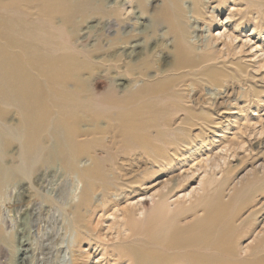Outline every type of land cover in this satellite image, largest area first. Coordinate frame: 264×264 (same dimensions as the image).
<instances>
[{
	"label": "bare ground",
	"instance_id": "1",
	"mask_svg": "<svg viewBox=\"0 0 264 264\" xmlns=\"http://www.w3.org/2000/svg\"><path fill=\"white\" fill-rule=\"evenodd\" d=\"M151 1L0 0V193L17 181L44 190L48 176H73L81 186L69 206L76 242L98 245L108 263L264 264V161L233 185L206 170L188 192L195 171L157 182L231 113L186 95L189 80L219 87L236 65L230 34L198 44L201 24L212 32L227 0H160L153 11ZM243 1L262 22L264 0ZM31 31L40 45L25 38ZM223 36L227 47L218 49ZM218 156L203 162L217 166ZM138 192L152 206L140 199L110 213L116 236L93 225V214ZM23 206L29 214L30 200Z\"/></svg>",
	"mask_w": 264,
	"mask_h": 264
},
{
	"label": "rangeland",
	"instance_id": "2",
	"mask_svg": "<svg viewBox=\"0 0 264 264\" xmlns=\"http://www.w3.org/2000/svg\"><path fill=\"white\" fill-rule=\"evenodd\" d=\"M151 4L150 10L153 11L154 6L159 7L161 3L160 0H155L151 1ZM216 4L217 2H212L209 10ZM248 9L249 6L243 0H227L224 9L216 14L219 17V24L212 27V32L207 23L201 24L202 30L197 32L200 46H205L211 38L219 36L220 33L226 36L230 34L236 38L232 47L236 65L229 71H224L228 77L222 78L219 87L206 81L197 84V79L189 80L186 95L188 94L189 98L193 95L201 96L205 100L211 98V102H215L220 112L222 109H229L231 113L223 117V123L217 133H209L210 137L206 139V143L203 144L201 138L198 139L199 142L193 148L199 149L191 157L193 150L186 154L187 160L181 168L162 175L157 182L174 179L173 176L180 172L195 171L194 179L184 188L188 192L192 187L199 185L206 170L210 175L216 173V180L233 185L241 178L248 177L247 172H252L257 164L264 161L261 156L264 149V145L261 144V140L264 139V20L260 22L258 14ZM243 14L245 16L242 18ZM25 38L29 39L31 44H41L40 37L33 31ZM166 41L170 42L172 39L169 37ZM226 42L228 41L223 36L217 41L216 47L225 49ZM246 71L248 76L245 75ZM124 82L128 84V81ZM251 83H257L255 86L258 96L255 100L248 101L246 91ZM215 104V111L218 112ZM206 107L209 105L206 104ZM208 155L212 157L219 155L218 157L223 158L218 160L217 166L211 167L210 163L203 162ZM258 177L259 175L249 177L242 187L253 188L250 184H255ZM27 180L28 183L24 184L17 183L18 181L16 184L12 183L7 191L5 189L0 193V264H73L75 258L81 259L84 251L91 252L90 258L85 259L86 264H112L106 261L98 245L90 241L79 244L76 242V232L70 224L69 206L77 200L81 186L73 176L64 174L48 176L44 190L38 189L33 179ZM25 184H28L26 190L22 188ZM159 187L160 185H156L152 191L159 190ZM142 195V192L132 194L122 198L118 206H111L107 213L98 211L93 214L91 218L93 225H98L103 234L110 231L109 237L116 236L115 230L110 229L116 218L109 214L116 212L120 216V209L129 207L130 203L140 199L145 203L146 209L150 210L151 200L147 196L140 197ZM26 200L31 202L29 214L24 213L23 203ZM248 213L249 211L243 217ZM249 242L250 239H244L243 245ZM49 251V255H45Z\"/></svg>",
	"mask_w": 264,
	"mask_h": 264
}]
</instances>
